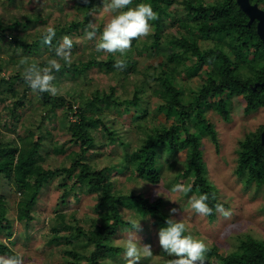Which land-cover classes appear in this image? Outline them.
Returning a JSON list of instances; mask_svg holds the SVG:
<instances>
[{"label": "rangeland", "instance_id": "obj_1", "mask_svg": "<svg viewBox=\"0 0 264 264\" xmlns=\"http://www.w3.org/2000/svg\"><path fill=\"white\" fill-rule=\"evenodd\" d=\"M140 3L145 2L144 0H132V4L128 7H135ZM78 4H80L79 0H0V20L3 24L16 20L24 23L26 29L23 31H26V37L31 42L37 34L42 35L48 26L55 28L62 25L67 26L71 24L72 20H82L85 13L88 15L87 24L89 21H94L96 27L100 29H103L111 18L109 13L102 11L103 0H90L91 6L87 12L86 9L79 10ZM257 6L264 10V1L260 4L257 3ZM126 10L123 9V11ZM159 17V42H154L155 25L153 21H150L152 26L150 35L137 39L141 45L152 44L153 47H156L155 51H152L153 47L148 51L140 47V52L133 54L135 67L128 72L119 69L105 72L104 69L95 65L76 77L70 73H63L60 77H56L53 83L58 87L59 92L56 96L49 94L50 100L46 103L49 106L52 103L55 104V108L50 112L47 110V114L45 106L40 105L42 101L39 92H33L29 86L27 90H24V83L18 80L12 81L11 83L15 85L18 91L16 96L20 101H25L24 105L17 109V112L23 110L24 116L18 121H14L13 118L9 119L7 117L9 107L15 105V102L0 101V119L8 118L7 128L2 123L0 124V144L12 143L14 140L17 142L13 126L15 123L24 121L26 125H20L19 130L26 131V126L29 124L30 127L28 128H32L35 133L32 137L33 141L37 140L38 135L40 137L37 153L33 156L35 170L39 172L41 167L51 169L62 165L67 167L71 164L70 151L79 149L78 143L69 141V134L66 132L69 122L77 120L76 115H74L76 108L64 111L68 102H72L73 107L81 106L82 96L90 98L94 95L107 94L111 86L115 87L114 94L120 99H132L135 91H137V106L125 103L121 107L115 108V106L110 105L111 103L109 105L101 104L102 111L107 116L105 118L101 115L102 121L104 120L103 122L109 128L115 129L126 140L136 145L143 141L146 131H150V128L155 124L177 125L179 128L182 123L188 124L191 133L197 136V140L200 142L198 148L202 153V173L216 192L218 200L226 210L231 212V216L225 218L216 212L213 220L208 221L207 216L199 215L192 210L189 200L195 195L193 191L188 193L171 191L173 186L177 184L189 187L193 178L190 176L193 166H190L185 174V165L188 161L184 149L188 145L186 140H180L184 147L177 148L173 145L172 154H168L164 146L157 148L155 157L156 166L159 169L158 182L151 183L137 176L134 169L119 172L113 168L109 171L112 189L114 192L119 191L121 193L130 191L141 193L149 202L160 198L159 208L166 212L168 218L170 210L176 208L177 213L173 214L172 218L178 221L183 220L188 229L186 234L190 233L194 238L203 240L207 247L214 248L215 253L224 256L236 247L242 237L250 235L257 239H264V183L257 185L254 181L247 182L246 169H243L241 173L236 172L238 150L240 149L239 142L247 134L251 136V132L264 124V107L251 111L246 107L245 100L239 90H235L232 94L224 92L226 98L224 107L229 110L226 117L209 104L198 107L195 113L183 119L178 117L176 108L169 116L165 112L159 113L158 107L163 103L165 95L155 93L154 88L158 82L151 78L150 74L164 71L173 73L176 84L183 91L184 102H188L194 92L201 88V83L207 76L206 63L209 61L207 57H202L203 60L197 58L184 60L179 57V54L175 61L167 58V54L173 48L169 43V38L171 36L186 37V27L182 25L185 21H192L185 13L183 0H172L160 10ZM71 27L70 31L75 32L76 27L74 25ZM85 27L81 29L79 26L76 35H71L77 44L75 52L72 53V61L74 62L79 60V56H82L83 61L90 58L91 51H95L96 44L99 42L101 33L97 30L96 37L93 40H88L84 34ZM20 34L23 35V32ZM61 34V36L54 38L53 47L49 46L47 50H38V52H35L32 47L24 50L26 41L20 46H13L11 42L6 43V40H3L0 44V60L7 59V62L3 63L5 68L1 71L0 76L7 79L9 71H12L13 67L25 69L33 63L37 64L45 60V58L47 60L53 58L54 47L64 36L63 33ZM222 39L225 42L228 41L227 36H223ZM198 43L200 48L217 45L215 39L206 38L205 35L199 37ZM222 47L227 50V43L223 44ZM14 55L16 56L10 59ZM113 55L117 59L121 56L119 53ZM106 56L107 53L96 51L95 57L97 59ZM175 56L177 57V54ZM14 60L17 61L14 62ZM60 62L62 64V61ZM196 63H200L199 66H195ZM191 64L192 66L189 68L188 65ZM59 96L65 97L66 101L62 103L58 99ZM217 99L214 97L213 100L216 101ZM126 106L131 108L130 111H125ZM144 107L147 111L144 114L145 118L137 120L143 124V129H141L134 126L131 116L140 117L143 113L141 109ZM84 110L88 111V109ZM92 133L95 136L94 142L91 149L85 154V160L95 169L114 166L123 154L117 141L106 144L104 140H106L107 133L101 126L95 127ZM59 149L63 151H58ZM130 155L134 156V152L131 151ZM130 171H132L131 174H129ZM65 175V172L58 173L43 186L37 201L39 214L37 213L35 219L26 224L15 218V203L19 197L15 186L8 179L0 176V194L6 197L7 204H9L8 216L12 225L11 240L6 237L5 231H1L0 242L8 245L17 254H22L25 264H65L68 256H65L64 250L67 247L64 246L80 249L85 254H88L92 249L91 244L85 245L83 243L85 241L83 235L77 238L69 237L68 241L70 242L68 243L64 240L60 243L53 241L52 237L55 233L52 229L53 226L59 229L57 232L59 235H69L72 230L62 229L58 224L59 220L43 218L45 214H52L53 209H58V202L62 203L61 198H59L61 189L58 184ZM141 185L143 186L140 187ZM94 201L95 194L82 192L79 199L69 201L68 207L64 203L65 208L63 209L67 211V215L62 222L71 225L77 223L74 216L68 214L75 207L78 209L77 216L80 219L85 218V215L86 217H95L97 208L94 206ZM121 212L126 220H140L141 230L137 231L136 235L141 245H151L153 255H155L151 264H165L168 259L174 258L169 257L160 247L158 239L160 228L151 223L148 214L140 215L134 208H121ZM81 224L87 228L88 221L81 222ZM128 230L130 227H123L118 230L111 237L112 244L120 245L117 241L123 238L124 233ZM120 246L122 247V245ZM123 251L122 247L118 253L112 257H107L105 261H110L111 264H125ZM215 253L212 252L206 258V264H218V257ZM141 264H150V262L142 260Z\"/></svg>", "mask_w": 264, "mask_h": 264}, {"label": "trees", "instance_id": "obj_2", "mask_svg": "<svg viewBox=\"0 0 264 264\" xmlns=\"http://www.w3.org/2000/svg\"><path fill=\"white\" fill-rule=\"evenodd\" d=\"M250 1L260 4L264 0ZM79 2V10L83 11L86 9V12L89 11L91 6L90 0H88L87 4L83 0H79ZM144 2L145 4H150L153 11L158 14V19L152 21L155 25L154 42H159V12L171 3L172 0H144ZM183 4L185 6V13L192 21H185L182 25L186 27V37L171 36L169 38V43L173 48L167 54V58L175 61L178 58V54L184 60H188L189 58L203 60L201 59L202 57H207L209 59L208 63H206L207 76L202 81L201 88L197 92H194L188 102H184L183 91L176 84L173 73L164 71L150 74L151 78L158 82L154 88L155 93L165 95L163 103L158 107V112L162 114L165 112L169 116L173 109L176 108L178 117L183 119L195 113L198 107L209 104L213 105L214 108L226 117L229 110L224 107V104H226L224 92L232 94L235 90H239L245 100L246 107L251 111L264 107V86H257L256 89L252 88L255 82L264 80V41L256 33V22L253 21L250 25L247 24L248 17L241 10L236 0H210L208 2L205 0H183ZM87 18L88 15L85 13L82 20H72L71 24L67 26H57L55 28L56 36H61V33L70 37L71 35H76L78 27L80 26L82 29L87 24ZM71 25L76 27L75 32L70 31ZM25 29L26 25L18 20L7 24H3L0 20V44L3 40H6V43L11 42L13 46H20L26 41L24 50L32 47L35 49V52L49 48L48 45L45 47L46 45L42 43L41 34H37L30 42L26 37V31H23ZM97 30L102 34L103 29L97 28ZM20 32H23V35ZM204 35L206 38L215 39L217 45L200 48L198 43L199 37ZM223 36H227V42L222 39ZM73 43L72 53L75 52L74 50L77 46L75 41ZM225 43H227V50L222 47ZM153 45L156 44L153 43ZM140 47L148 51L153 46L152 44L141 45L139 40H133L131 48L119 58L123 59L126 63V67L123 69L124 72L134 69L135 59H133V54L140 52ZM155 49L156 47H153L152 51H155ZM250 53L252 54L251 56L249 55ZM176 54L177 57L175 56ZM95 55L96 50L91 51V57L85 61H83L82 56H79V60L77 62L73 61L70 66L64 64L62 61L61 70L54 72L55 78L60 77L63 73H70L76 77L95 65L104 69L105 72L117 70L113 67L117 60L113 54H107L105 58L99 59ZM15 56H11L10 59H13ZM6 60H0V74L5 68L3 63H6ZM46 62L47 59L45 58V60L37 64L40 67H44L46 66ZM199 64L196 63L195 66H199ZM191 66L192 64L188 65L189 68ZM13 68L12 71H9L7 79L0 76V101L9 100V102H15V105L9 107L7 117L18 121L24 116V113L23 110L17 112V109L21 108L25 101H20L16 96L18 91L11 82L18 80L24 83V90H27L28 85L23 78L25 69ZM5 82L10 83L6 84ZM114 92L115 87L111 86L107 94L94 95L90 98L82 96L83 101L81 102V106L77 105L73 107V103L68 102L67 108L64 111L76 108L74 115H76L77 120L69 122L66 132L69 134V141L78 143L79 149L70 151L72 154H70L71 164L67 167L62 165L61 167L51 169L41 167L39 172L35 170L33 156L37 153L40 137L38 135L37 140L33 141L32 137L35 133L32 128H28L30 127L29 124L26 126V131L19 130L20 125H26L24 121L15 123V126H13L17 142L14 140L12 143L5 142L0 144V176L5 177L15 186L19 196L15 203V218L24 224L33 221L37 213L39 214L37 201L43 186L58 173H66L65 177L58 184L61 189L59 198H61L62 203L58 202V209H53L52 214H45L43 218L55 221L59 220L58 224L62 229L72 230V233L69 235H59L57 233L59 229L53 226L52 229L55 231L52 237L53 241L60 243L64 240V242L68 243L70 242L68 241L69 237L73 236L77 238L83 235L85 239L83 243L85 245L91 244L92 249L88 254H85L80 249L64 246L67 247L64 250L65 256H68L65 264H103L107 257H112L118 253L122 247L112 244L111 237L123 227L131 228L130 223L127 222L128 220L124 219L121 208H134L140 215L148 214L153 225H157L159 228L166 226L165 220L168 216L166 212L159 208L160 198L149 202L141 193L133 191L127 193L114 192L112 182L109 179V171L113 168H116L119 172L134 169L137 176L151 183L158 182L159 169L156 166L155 156L157 148L160 146H164L168 154H172L174 150L173 145L177 146V148L184 147L180 143V140L187 141L188 145L184 148L188 157L187 164L185 165V174L187 173V169L193 166L190 174L193 178L189 186L191 191L195 193V196L205 193L209 195L208 204L210 207H213V214L207 216L208 221L213 220L216 215L214 205L217 202L221 203L217 198L216 192L209 185L205 175L202 173V153L198 148L200 142L197 140V136L191 133L189 125L182 123L179 128L177 125L165 126L155 124V126L150 128V131H146L145 137L139 145L132 144L121 134L117 133L115 129L109 128L103 122L104 120L102 121V117L107 118V116L103 113L101 104L109 105L111 103L110 105L115 106V108H119L125 103L137 106L138 92L135 91L132 99H120ZM39 97L42 101L40 105L46 108V114L47 110L49 112L53 111L55 104L52 103L49 106L46 103L50 100L49 94L40 93ZM214 97L218 99L214 101ZM58 99L62 103L66 101L65 97L62 96H59ZM84 109H88V111L86 112ZM130 109L129 106H126L125 111L127 110L128 112ZM141 112L143 113L140 117H137V115L136 117L131 116V121L134 126L143 129V124L137 120L145 118L144 114L147 112L145 107L141 109ZM8 118L4 117V119H0V124L2 123L5 128L8 126ZM97 126H101L107 133L106 140H104L106 144L117 141V144L123 151L122 156L119 157L114 166H104L100 169H95L84 158L93 145L95 136L92 131ZM263 127L264 124L251 132V136L247 134L240 140L238 164L236 167V172L239 173L243 169H246V181H254L257 185L264 183V149L260 142V132ZM58 151L62 152L63 150L59 149ZM131 151L134 152V156L130 155ZM82 192L95 194L94 206L97 208L95 217H86L85 215V218L80 219L77 216L78 209L75 207L68 214L74 216L77 223L71 225L62 222L66 218L65 215H67V211L63 209L65 208L64 203L68 207L69 201L71 199H79ZM213 196H215V199L212 198ZM8 210L9 204H7L6 197L0 194V232L5 231L6 237L11 240L12 225L10 223L11 219L8 216ZM87 221L88 225L85 228L81 222ZM208 249L206 258L212 252L215 253L214 248L208 247ZM0 254L15 255L17 253L5 243L0 242ZM215 254L218 257V264H264V239H257L247 235L240 238L236 247L226 255Z\"/></svg>", "mask_w": 264, "mask_h": 264}, {"label": "clouds", "instance_id": "obj_3", "mask_svg": "<svg viewBox=\"0 0 264 264\" xmlns=\"http://www.w3.org/2000/svg\"><path fill=\"white\" fill-rule=\"evenodd\" d=\"M85 4L88 0H83ZM132 0H103L102 11L109 13L111 18L104 25L99 42L96 44L97 52L103 51L107 54L120 53L121 56L131 48L133 40L148 37L151 33L150 21L158 19V14L153 11L150 4L140 3L135 7H128ZM123 9H127L123 11ZM85 37L93 40L97 35V27L94 21H89L84 29ZM56 37V29L48 26L42 34L41 40L44 45L52 46ZM78 42V41H77ZM73 39L64 35L54 47V57L46 62V66L40 67L33 63L27 66L23 73L25 83L33 92L48 93L56 96L58 87L53 83L54 72H59L62 68L60 61L66 65L72 64ZM115 69L123 70L126 63L123 59H117L113 65ZM141 185L140 187H142ZM173 192H191L190 187L177 184L171 189ZM157 195L158 192H157ZM165 198H167L165 196ZM215 199V196L212 197ZM168 199V198H167ZM209 195L207 193L199 196H192L189 200L192 210L202 216L213 214V207L208 204ZM217 213L228 218L231 212L226 210L223 204L217 202L214 205ZM177 213L176 208L170 210V216L165 220L164 227L158 231L159 245L169 257L165 264H206V254L209 251L203 240L196 239L192 234H185L188 229L183 220H176L172 215ZM131 228L124 233L123 238L117 241L123 247L125 264H141L142 260L150 262L154 258L151 245L139 243L136 232L141 230L140 220L128 219ZM0 264H25L22 254L0 255ZM103 264H111L104 261Z\"/></svg>", "mask_w": 264, "mask_h": 264}, {"label": "water", "instance_id": "obj_4", "mask_svg": "<svg viewBox=\"0 0 264 264\" xmlns=\"http://www.w3.org/2000/svg\"><path fill=\"white\" fill-rule=\"evenodd\" d=\"M241 10L247 15V24L250 25L255 21L256 33L258 37L264 41V10L257 6L256 2L251 3L250 0H236ZM257 86H264V80L255 82L252 85L253 89ZM260 142L264 149V127L260 132Z\"/></svg>", "mask_w": 264, "mask_h": 264}]
</instances>
